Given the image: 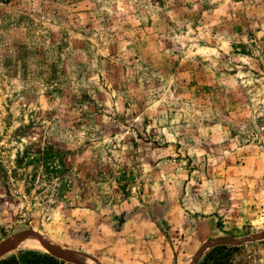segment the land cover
<instances>
[{
  "label": "rangeland",
  "instance_id": "obj_1",
  "mask_svg": "<svg viewBox=\"0 0 264 264\" xmlns=\"http://www.w3.org/2000/svg\"><path fill=\"white\" fill-rule=\"evenodd\" d=\"M264 264V0H0V259Z\"/></svg>",
  "mask_w": 264,
  "mask_h": 264
},
{
  "label": "trees",
  "instance_id": "obj_2",
  "mask_svg": "<svg viewBox=\"0 0 264 264\" xmlns=\"http://www.w3.org/2000/svg\"><path fill=\"white\" fill-rule=\"evenodd\" d=\"M237 250V247H227L225 245L216 246L211 249L198 264H227L229 255ZM0 264H81L61 260L51 254L33 250L19 251L16 255H11L0 259Z\"/></svg>",
  "mask_w": 264,
  "mask_h": 264
}]
</instances>
